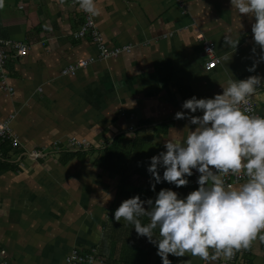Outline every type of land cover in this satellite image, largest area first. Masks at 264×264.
Here are the masks:
<instances>
[{"label":"crops","instance_id":"0c3cea01","mask_svg":"<svg viewBox=\"0 0 264 264\" xmlns=\"http://www.w3.org/2000/svg\"><path fill=\"white\" fill-rule=\"evenodd\" d=\"M94 2L95 25L107 48L130 45L129 51L102 58L89 36L75 38L83 21L77 2L4 0L0 8V37L29 46L5 64L11 91L0 84V119L18 139L10 151L0 147V248L8 264H66L73 249L94 250L92 264H162L156 246L123 218L116 221L115 210L134 195L154 201L162 188L180 198L192 191V175L187 186L177 187L163 179L155 183L147 171L150 158L166 151L167 140H182L195 129L187 119H174L177 111L188 112L184 100L222 94L229 78L264 80V61L248 71L261 51L251 31L254 17L237 13L230 0ZM199 32L218 57L211 70L204 68ZM227 35L239 39L235 49L226 45ZM78 59L88 62L74 75L61 73ZM253 101L264 116V86ZM117 135L140 139L144 171L130 168L127 178L106 167ZM71 137L84 146L69 148ZM115 162L112 168L124 167ZM158 172L162 177L163 168ZM234 255L235 261L217 259L264 264V241L258 235ZM168 258L171 264H215L191 255Z\"/></svg>","mask_w":264,"mask_h":264},{"label":"clouds","instance_id":"9594fccd","mask_svg":"<svg viewBox=\"0 0 264 264\" xmlns=\"http://www.w3.org/2000/svg\"><path fill=\"white\" fill-rule=\"evenodd\" d=\"M3 3L0 0V8ZM78 3L85 12L97 14L94 0ZM230 3L237 13L254 17L251 31L261 51L259 61L248 68L252 72L258 62L264 61V0ZM238 40L225 36L226 45L233 49ZM262 86L264 80L259 75L241 80L229 78L222 94L184 100L181 107L188 112L177 111L174 119H187L195 129L188 130L182 140H167L166 151L150 158L147 171L155 183L163 179L181 187L187 186L186 177L195 169L200 174L198 188L184 198L164 188L154 201L134 195L115 210L116 221L123 218L134 225L138 236L156 246L162 264H171L169 254L191 255L205 261L221 255L231 259L236 251L248 249L258 235L264 241V235H260L264 231V116L255 114L250 106ZM198 110L202 115L189 114ZM158 167L163 168L162 177ZM230 175L243 177V182L239 186L226 184L225 178ZM155 183H151L153 190ZM141 217H147L149 222L142 224ZM156 230L158 236L154 234Z\"/></svg>","mask_w":264,"mask_h":264},{"label":"built area","instance_id":"2783aa9c","mask_svg":"<svg viewBox=\"0 0 264 264\" xmlns=\"http://www.w3.org/2000/svg\"><path fill=\"white\" fill-rule=\"evenodd\" d=\"M72 2H77L78 0H70ZM79 4V3H78ZM80 6V5H79ZM81 8V7H80ZM82 10V9H81ZM83 21L79 24L78 28L73 32L75 38H82L84 36H89L92 41L95 43L99 50V54L102 58H107L111 56H117L121 52L129 51L131 46H121L114 47L113 49L107 48L106 44L103 42L101 34L98 28L95 25L94 15L89 14L82 10ZM197 39L201 42L204 54L207 57V60L204 63V68L206 70H211L218 63V57L214 53V46L211 40L207 39L202 32L196 34ZM29 46L22 40H16L11 38H1L0 37V84L3 88L10 90L11 87L6 83V74H5V64L10 58H18L26 54ZM88 60L78 59L76 62L65 66L62 70V74H71L74 75L76 71L84 67L87 64ZM250 106L253 109L255 114L261 115L253 101V98L250 101ZM262 116V115H261ZM0 141H8L11 146L16 147L18 145V139L12 133L8 121L0 119ZM57 144V142H55ZM84 145L82 142L76 140L74 137H71L69 140V148L81 149ZM32 155H39L38 151L31 153ZM192 181H193V190L198 188V177L199 172L195 169L192 170ZM226 184L234 185L235 183L243 180V177L228 176L225 178ZM95 251L91 250L90 252H79L76 249H73L65 258L66 264H92L95 261ZM237 257L234 255L231 258V261H235ZM0 264H8L6 259V253L4 249L0 248ZM215 264H228L224 260L215 259Z\"/></svg>","mask_w":264,"mask_h":264},{"label":"trees","instance_id":"16d2710c","mask_svg":"<svg viewBox=\"0 0 264 264\" xmlns=\"http://www.w3.org/2000/svg\"><path fill=\"white\" fill-rule=\"evenodd\" d=\"M0 147L5 152L10 151V149L12 148L11 144L8 141H0ZM141 147L142 146L140 143V139L137 136L127 141L125 140V137L123 135H117L116 137H114L110 148L107 151L108 157H106V162H108V164L106 167L114 169L117 172L123 171V174H125V171H128V169L130 168L142 167L143 169L144 163L147 161V159L144 157V153L141 152ZM118 150H121V153ZM115 161L123 162L124 167L112 168L111 162L116 163ZM142 171H144V169ZM133 172L135 173V170H133ZM129 176L130 175L128 174L126 177L129 178Z\"/></svg>","mask_w":264,"mask_h":264}]
</instances>
